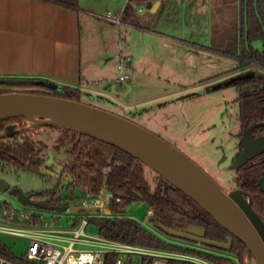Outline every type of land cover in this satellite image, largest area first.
<instances>
[{"label": "rangeland", "instance_id": "374dc122", "mask_svg": "<svg viewBox=\"0 0 264 264\" xmlns=\"http://www.w3.org/2000/svg\"><path fill=\"white\" fill-rule=\"evenodd\" d=\"M160 1L162 3L157 11L150 7L152 0L129 4L139 17V89L128 100L136 104L122 110L85 95L78 100L128 119L154 133L199 165L226 191H231L236 185V174L229 170V166L241 127L236 103L239 86L234 84L238 78L240 82L248 74L257 76L264 73V68L254 65L241 68L244 28L241 0ZM114 31L121 35L123 46L135 33V30L122 25L114 26ZM253 46L262 50L261 42H255ZM130 82L119 85V91L121 87L129 88ZM110 86L115 88L116 84ZM11 92L49 96L56 93L52 89L33 85H0V93ZM8 125L20 131L26 129L23 133L25 137L35 142L43 139L49 146L62 131L61 128L30 129L24 120L12 121ZM46 132L50 137L45 135ZM60 170L49 160L37 172L0 168V184L8 188L0 190V204L8 203L17 210L41 213L50 219L59 217L63 224L89 215V212L61 214L40 210L24 206L18 200L16 194L23 193L33 195L32 199L37 202L47 203L49 197L46 194L55 191V203L58 205H79L86 189L76 186L73 179L66 175L60 177ZM145 174L153 188L161 182L160 176L150 169L146 168ZM119 206L120 212L114 216L135 220L166 244L224 257L232 260V264H239L228 252H216L164 235L151 221L149 211L152 207L146 200H131ZM88 231L99 233L93 224ZM0 241L18 260L25 257L28 239L1 234ZM245 261L255 264L254 259L248 256Z\"/></svg>", "mask_w": 264, "mask_h": 264}, {"label": "water", "instance_id": "95a60500", "mask_svg": "<svg viewBox=\"0 0 264 264\" xmlns=\"http://www.w3.org/2000/svg\"><path fill=\"white\" fill-rule=\"evenodd\" d=\"M156 6L157 4L153 11ZM252 77H255V74L242 79ZM0 85H33L54 91L60 90L58 85L40 80L6 79L0 80ZM9 119H23L30 129L49 127L78 132L129 154L190 198L231 237L227 243L215 242L204 238L203 229L190 228L187 232H180L159 223L158 228L161 231L173 238L226 252L232 250L233 241L237 239L248 249L256 264H264V221L255 211L247 192H225L199 165L154 133L128 119L91 105L31 93L0 94V121ZM263 126L264 123L253 124L244 131V149L231 161L230 170H239L254 157L264 153V138L254 140L252 136L256 128ZM14 132H19L17 127L7 125L6 132H0V139ZM259 185L264 192V176ZM7 189V186L0 184V190ZM16 195L24 206L50 212L79 214L98 211L77 205H50L33 201L23 193Z\"/></svg>", "mask_w": 264, "mask_h": 264}, {"label": "crops", "instance_id": "0c3cea01", "mask_svg": "<svg viewBox=\"0 0 264 264\" xmlns=\"http://www.w3.org/2000/svg\"><path fill=\"white\" fill-rule=\"evenodd\" d=\"M135 1L79 0L69 9L45 0H0V80L51 82L122 110L131 108L136 103L128 100L139 89V17L129 7ZM152 1V9L161 6L160 0ZM121 25L135 30L126 41L129 48L114 31ZM123 57L131 62L121 71ZM123 73L131 84L119 91L127 82L119 81Z\"/></svg>", "mask_w": 264, "mask_h": 264}, {"label": "trees", "instance_id": "16d2710c", "mask_svg": "<svg viewBox=\"0 0 264 264\" xmlns=\"http://www.w3.org/2000/svg\"><path fill=\"white\" fill-rule=\"evenodd\" d=\"M45 1L52 2L69 9H75L79 5V0ZM241 4L244 24L242 34L243 51L241 56V68L249 67L250 65L264 68V0H241ZM255 42L262 43V50L253 46ZM234 85L239 86V96L236 101L240 106L241 121L244 126L264 122V73H260L255 77L247 78L240 82L238 81ZM251 88L254 89L252 90ZM83 95L84 93L79 89L60 86V90L56 91V93L51 96L80 102L78 98ZM12 121H23V119L0 121V132H6L8 123ZM259 130L264 132V127ZM24 131L27 130L25 129ZM24 131L14 132L7 135L3 139H0V168H14L23 172H37L41 168L42 162L36 152V145L29 141L21 143L17 139V136L24 133ZM65 131L72 132L67 129ZM83 138L86 139V142H90L91 158L97 166L103 167L106 165V160L112 155V153L115 154L113 159L116 161L112 171L107 176L102 174L100 177L95 179L82 176V178H80V180H82L80 186L86 189L85 191L92 190L93 192L98 193L102 190L105 182L108 186H116L121 183H127L131 187L133 186L140 191L146 200L151 204V207L156 209V214L151 221L157 228V224L165 219H168L170 214L174 212H183L186 208H188L190 213L199 214L202 217L200 219L204 218L209 222L207 224L205 220H199L207 228L209 237L212 240L226 241L229 233L218 225L191 199L185 196L178 189L171 186L162 177H160L161 182L158 187L153 193H151V186L145 174V169L147 167L140 161L118 148L105 144L99 140L88 136H83ZM86 142L80 141L78 144H87ZM87 147L88 145L86 148ZM80 166H82V164H80ZM263 171L264 161L254 166H246L240 173L238 186L240 189H243L250 194L255 211L264 221V193L258 187V179L262 175ZM125 203L126 202L123 204ZM48 204L57 205L55 202H48ZM120 207L121 206L119 205L112 204L111 210L118 214L120 212ZM91 222L96 226V228H98L100 235L111 240L152 249L188 253L198 256L212 264H232V260L224 257L166 244L156 235L131 218L120 216L113 218H93L91 219ZM161 232L173 240L193 244L186 240L170 237L163 231ZM206 248L216 252H226L214 247ZM228 253L235 257L239 264H247L245 261L246 256L253 258L248 249L237 239H234L232 250ZM0 255L9 259H17L12 251L1 241ZM21 261H23V259ZM168 264L192 263L170 260Z\"/></svg>", "mask_w": 264, "mask_h": 264}, {"label": "built area", "instance_id": "2783aa9c", "mask_svg": "<svg viewBox=\"0 0 264 264\" xmlns=\"http://www.w3.org/2000/svg\"><path fill=\"white\" fill-rule=\"evenodd\" d=\"M121 24L118 18H111ZM129 57L121 58L119 69L129 66ZM128 74H122L124 83ZM107 191V193H105ZM123 197L112 188H102L98 193L83 192L77 206L94 208L98 211L75 218L63 224L59 217L47 218L41 213L17 210L8 203L0 204V235L26 238L29 246L23 261L0 255V264H168L170 260L192 264H212L188 253L152 249L111 240L88 230L93 218H113L111 205H121ZM154 209L149 211L152 218Z\"/></svg>", "mask_w": 264, "mask_h": 264}, {"label": "flooded vegetation", "instance_id": "af4514ba", "mask_svg": "<svg viewBox=\"0 0 264 264\" xmlns=\"http://www.w3.org/2000/svg\"><path fill=\"white\" fill-rule=\"evenodd\" d=\"M238 77H240V76H238ZM238 81H239V79H238ZM251 89L253 90L254 88H251ZM236 103L239 106V103L237 101H236ZM239 111H240V106H239ZM259 123H264V122H259ZM240 124H241V127H240V133L238 134V142H237V145L235 147V152L231 158V161L235 158L236 154L239 151H242L244 149V144L242 143L244 131L247 128H249L251 125L257 124V123H253L249 126H244V124L241 121V115H240ZM44 128H48V129H52V130L53 129H60V128H49V127H44ZM260 128H262V127L256 128L252 132V136H253L254 140L264 138V132L260 131L259 130ZM60 130H62L61 134L58 137L54 138V140H52L53 142H51V146H49L47 144V142L44 141L43 139H39L38 142H35V141L31 140L30 138L25 137V135L23 133L21 135H18L17 139L21 143L28 142V141L33 142L36 145V152L38 153V157L42 162L41 167H43L48 160L53 161V164L57 165L61 169L60 170V177L66 175V176L72 178L75 185L78 187H80V185H81L80 183L82 182V180H80V178H82V176L95 179V178L100 177V175H102V174H105L106 176L110 174L113 166L116 164L115 163L116 161L113 159L115 157V154L112 153V155L107 158L106 165H104L103 167L97 166L96 163L93 162V159L91 158L90 142L89 141L86 142V139L83 138V136H85V135L80 134L78 132H73V131H72L73 133L72 132H66L65 131L66 129H60ZM18 131H20V130H18ZM45 135L50 137L49 132H46ZM80 141H85L87 144L84 143L82 145H79L78 143H80ZM87 145H88V147L86 148ZM231 161H230V165H231ZM263 161H264V153L254 157L252 160H250L246 165H244L239 170H233V171L231 170L232 172H234L236 174V178H235V184L236 185H235L233 190L245 191L243 189H240L238 186V179L240 178V173H241L242 169L245 168L246 166H254V165L260 164ZM80 164H82V166H80ZM229 170H230V166H229ZM263 176H264V171H263L262 175L260 176V178L258 179V187L261 191H262V189H261V186L259 185V181ZM158 185H159V183L155 185V188H153L150 185L151 186V193H153L155 191V189L158 187ZM104 187L116 189V191L123 197V203L129 202L131 200H136V199L146 200V198L144 197V195L141 194L140 191H138L133 186L131 187L127 183H121V184L116 185V186H108L105 182L103 185V188ZM222 189L227 193L233 191V190L226 191L225 188H223V187H222ZM54 192L55 191H53L49 194H46L49 197L48 202H56V195L55 194H57V193H54ZM245 192H247V191H245ZM247 194H248L249 198L251 199L250 194L248 192H247ZM28 196L31 198V200H33L32 199L33 195H28ZM33 201H35V200H33ZM57 205H58V203H57ZM155 214H156V209L154 208L153 217L155 216ZM200 218H202V217L199 214L190 213L189 209L186 208L183 212H179V213L174 212V213L170 214L168 219H165L160 223H162V224H164L170 228H173L177 231H180V232H187L190 228L203 229L205 231L204 238L211 240V241H215V242H221V243H227L228 242V239L231 237L230 234H229V236H227L226 241L212 240L209 237L207 228L200 221L205 220V222H207V224L209 222L206 221V219H204V218L203 219H200ZM191 243H193V242H191ZM233 243H234V241H233ZM194 244L197 246L202 245L199 243H193V245Z\"/></svg>", "mask_w": 264, "mask_h": 264}]
</instances>
